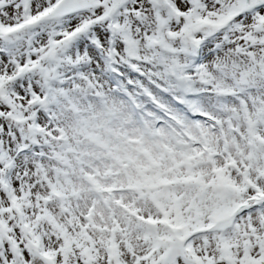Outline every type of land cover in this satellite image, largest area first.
<instances>
[{
	"label": "snow or ice",
	"instance_id": "1",
	"mask_svg": "<svg viewBox=\"0 0 264 264\" xmlns=\"http://www.w3.org/2000/svg\"><path fill=\"white\" fill-rule=\"evenodd\" d=\"M257 48L264 0H0V264H264ZM229 58L259 75L224 90ZM93 104L175 129L179 157L69 194L50 165Z\"/></svg>",
	"mask_w": 264,
	"mask_h": 264
},
{
	"label": "rangeland",
	"instance_id": "2",
	"mask_svg": "<svg viewBox=\"0 0 264 264\" xmlns=\"http://www.w3.org/2000/svg\"><path fill=\"white\" fill-rule=\"evenodd\" d=\"M254 51L258 55H264L258 48ZM222 62L223 58L221 64ZM206 72L227 91H238L234 89L235 73L240 74L239 79L249 80L259 75L251 63H236L231 58L226 72L223 67L217 69L216 65L206 69ZM225 76L233 77V81L224 79ZM259 100L260 97L256 96L255 100L247 102L250 107H245L241 113L242 123H247L245 118L254 117L259 111ZM62 128V144L50 167L60 174L69 194L79 195L97 186L126 189L129 176H134L142 168L163 171L173 163L172 155L179 157L181 152L176 135L173 134L175 129L169 131L165 128H153L147 122H137L119 106H116L115 113H109L102 104H93L77 120L62 125ZM258 129V135L264 136V123ZM56 172L53 173L54 176ZM120 195L125 199H136L131 191ZM140 208L144 212L151 211V206L147 203L142 202Z\"/></svg>",
	"mask_w": 264,
	"mask_h": 264
}]
</instances>
